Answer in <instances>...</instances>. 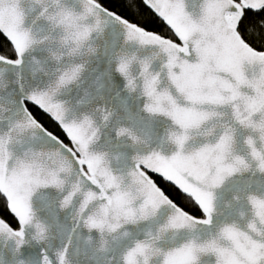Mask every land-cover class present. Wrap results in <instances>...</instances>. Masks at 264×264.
<instances>
[{
  "label": "snow or ice",
  "instance_id": "snow-or-ice-1",
  "mask_svg": "<svg viewBox=\"0 0 264 264\" xmlns=\"http://www.w3.org/2000/svg\"><path fill=\"white\" fill-rule=\"evenodd\" d=\"M0 264H264V0H0Z\"/></svg>",
  "mask_w": 264,
  "mask_h": 264
}]
</instances>
